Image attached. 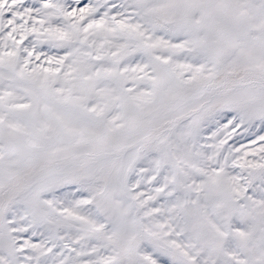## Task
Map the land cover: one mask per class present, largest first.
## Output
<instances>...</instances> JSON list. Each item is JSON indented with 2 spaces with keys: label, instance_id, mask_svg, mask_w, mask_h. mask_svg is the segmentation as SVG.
Instances as JSON below:
<instances>
[{
  "label": "snow or ice",
  "instance_id": "1",
  "mask_svg": "<svg viewBox=\"0 0 264 264\" xmlns=\"http://www.w3.org/2000/svg\"><path fill=\"white\" fill-rule=\"evenodd\" d=\"M0 264H264V0H0Z\"/></svg>",
  "mask_w": 264,
  "mask_h": 264
}]
</instances>
